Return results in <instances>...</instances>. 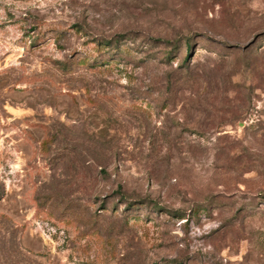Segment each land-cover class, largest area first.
<instances>
[{
  "label": "rangeland",
  "instance_id": "1",
  "mask_svg": "<svg viewBox=\"0 0 264 264\" xmlns=\"http://www.w3.org/2000/svg\"><path fill=\"white\" fill-rule=\"evenodd\" d=\"M0 264H264V0H0Z\"/></svg>",
  "mask_w": 264,
  "mask_h": 264
},
{
  "label": "trees",
  "instance_id": "2",
  "mask_svg": "<svg viewBox=\"0 0 264 264\" xmlns=\"http://www.w3.org/2000/svg\"><path fill=\"white\" fill-rule=\"evenodd\" d=\"M188 44H189V42H188ZM98 45H99V44H98ZM99 46H100V45H99ZM99 46H98V48H101V47H99ZM104 46H106V45H104Z\"/></svg>",
  "mask_w": 264,
  "mask_h": 264
}]
</instances>
